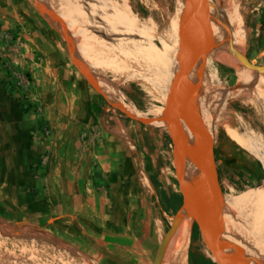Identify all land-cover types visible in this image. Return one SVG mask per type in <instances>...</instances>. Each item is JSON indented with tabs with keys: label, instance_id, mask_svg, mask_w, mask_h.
<instances>
[{
	"label": "rangeland",
	"instance_id": "1",
	"mask_svg": "<svg viewBox=\"0 0 264 264\" xmlns=\"http://www.w3.org/2000/svg\"><path fill=\"white\" fill-rule=\"evenodd\" d=\"M73 1L79 3H76L78 11L72 8L62 10L63 5L69 6L60 0H0V68L5 76L3 83L11 87L17 96L27 98L29 105L51 122L46 129L47 137L56 131L61 132L59 153L72 159L73 166L68 173L70 170L69 177L75 183L78 194L76 216L70 221L62 220V225L56 229L44 230L34 225L0 221V264H156L161 241L150 246L137 234L115 233L111 223L113 210H109L106 216L102 210L105 207L103 192L107 185L106 177L112 170L111 150L135 145L136 135H142L135 130H143V124L153 128L163 126L166 130L164 90L141 80H130L122 72L88 59L78 52L76 46L82 41L88 52L89 48L96 46V41H100L98 48L101 42L108 39L105 45L114 47L115 53L120 55L118 60L129 61L127 63L134 70L141 71L142 62L134 58L136 54L130 48L135 35L142 31L151 37L156 54L172 58L177 38L171 19L179 0H87L88 3L80 0L82 4L79 0ZM53 2L58 4L61 12L52 5ZM227 3L236 5L235 0H217L215 5L221 7ZM122 7L127 9L135 32L126 29L125 16H128L121 11ZM103 12L105 15L101 14ZM235 15L242 24L236 10ZM97 17H104V20L99 21ZM218 20L217 24L224 33V44L214 52L208 48L198 53L195 87L202 94L231 88L242 93L236 98L224 100L221 109L210 113L214 127V156L217 148L218 153L233 161L228 172L218 171L216 167L220 186L224 190L223 205L232 198L242 197L245 200V203L224 207L229 214L226 227H232L234 222L238 237L247 248H251L250 251H259V258L264 260V222H254L250 217L252 209H258V200L261 199H254L251 192L258 190V195L264 192V162L262 164L232 141L227 132L228 126H232L243 138L258 140L264 146V96L258 93L259 86L255 89L264 75L252 72L248 83L238 84L236 73L245 68L235 56L238 53L253 64L264 65V53L254 56L250 51L232 45L229 23ZM109 34L113 37L110 38ZM223 62L231 66L232 72L228 76H221L216 70L217 65H223ZM97 75L114 84L115 88L105 89L98 82ZM129 83H134L135 87H130ZM165 84L160 82L158 85L165 88ZM102 152L108 153L109 160L105 164L101 159ZM239 153H244L247 161L249 158L254 162L259 173L255 181H242L235 185L243 163L237 159ZM166 161L163 160V163L166 164ZM171 168L172 171L162 168L163 182L166 176L172 181L171 172L175 179L172 157ZM243 170L247 172L246 168ZM67 179L66 185L69 184ZM175 185L177 188L176 182ZM179 209L167 213L170 224ZM189 219L188 227L192 234L194 224ZM170 224L166 226L162 239ZM255 225L263 235L254 231ZM175 236L176 233L165 246L160 264H164L166 259L169 263ZM239 238L231 232V246L243 251ZM186 256L189 264L188 250Z\"/></svg>",
	"mask_w": 264,
	"mask_h": 264
},
{
	"label": "crops",
	"instance_id": "2",
	"mask_svg": "<svg viewBox=\"0 0 264 264\" xmlns=\"http://www.w3.org/2000/svg\"><path fill=\"white\" fill-rule=\"evenodd\" d=\"M213 1L216 4L217 0ZM235 1V7L232 3L219 7L224 21L244 42L240 49L248 50L254 56L264 53V0ZM235 10L243 27L236 19ZM223 66L228 68L223 76L230 75L231 66L226 62ZM4 78L0 68V221L34 225L44 230L56 229L62 225V220L70 221L77 213V189L69 177L70 170L68 173L73 166L72 159L59 153L61 132L56 131L47 137L46 129L51 122L41 116L40 111L28 107L29 100L17 96L3 83ZM143 125V130H135L142 132V135H136L135 145L110 152L112 170L106 177L102 214L106 216L109 210H113L111 223L115 233L137 234L145 243L155 246L170 224L160 201V192L179 191L173 172L169 174L172 181L168 176L164 182L162 180L163 167L172 171L171 142L165 128ZM215 156L222 157L216 163L218 171L226 172L229 159L218 153L217 148ZM243 156L244 153L237 156L243 163L235 185L259 177L254 162ZM188 157H183L186 167ZM101 159L105 164L109 160L108 153H104ZM163 160L169 161V165ZM245 168L247 172L243 170ZM67 177L68 185L65 182ZM191 235L187 250L193 255L194 262L214 263L203 248L199 235L195 245L191 243Z\"/></svg>",
	"mask_w": 264,
	"mask_h": 264
},
{
	"label": "water",
	"instance_id": "3",
	"mask_svg": "<svg viewBox=\"0 0 264 264\" xmlns=\"http://www.w3.org/2000/svg\"><path fill=\"white\" fill-rule=\"evenodd\" d=\"M216 9L213 0H183L164 88L166 131L182 206L159 244L156 264L177 232L185 206L202 245L215 264H264V260L228 242L220 210L223 193L214 156V127L205 117L195 89L199 66L196 48L214 33L218 22ZM235 56L243 68L264 75V65L253 64L238 53ZM185 155L190 156L192 169L184 165Z\"/></svg>",
	"mask_w": 264,
	"mask_h": 264
},
{
	"label": "bare ground",
	"instance_id": "4",
	"mask_svg": "<svg viewBox=\"0 0 264 264\" xmlns=\"http://www.w3.org/2000/svg\"><path fill=\"white\" fill-rule=\"evenodd\" d=\"M117 1H115V2H117ZM60 2H64L65 4H67L69 6V7H66L65 5H63L62 8H61L62 10H67L68 8H72L75 11H78L79 10V8L77 6V4H79V3L74 2L73 0H60ZM86 3H88V1ZM81 4H82V2H81ZM52 5H54L59 10V12L62 11L58 7V4L57 3L53 2ZM126 5H127V3H126ZM80 6H81V8L83 7L82 5H80ZM122 6H123V4H122ZM182 6H183V0H179L177 9H176V11H175V13H174V15H173V17L171 19V26L173 27V30H174L175 34L177 32V27H178V24H179V20L181 18ZM86 10H88V8ZM96 11H99V10H96ZM121 11H123L124 15H127L128 16V11H127V9L125 7H122V10ZM82 12H83V10H82ZM119 12L120 11H118V14H119ZM51 13H52V11H51ZM101 14L105 15L104 12L101 13ZM86 15H87V13H86ZM216 15L218 16V19H221V21H224L223 13H222V11L220 10L219 7H217V9H216ZM82 16H83V14H82ZM84 16H85V14H84ZM105 17H107V16H105ZM101 18L103 19L104 17H101ZM117 18H119V17H117ZM130 18H131V16H130ZM102 19H99V21H103L104 20V19L103 20ZM125 19H126V23H127V26H126L127 28L126 29H129V30H132V31L135 32V25H134L133 21H130L129 16L128 17L125 16ZM113 21H115V19ZM218 22H219V20H218ZM123 27L125 28V26H123ZM74 28H73V30H74ZM87 32H89V31H87ZM76 33L77 32H75V34ZM84 33H85V31H84ZM89 34H91V33H89ZM73 36H74V34H73ZM79 36L80 35L78 33V37ZM109 36H110V34H109ZM89 37H91V36H89ZM112 37L113 36H110V38H112ZM135 37H136V39H134L132 41L131 48L130 49L133 51V53L136 54V57H134V58L139 59L142 62L141 63V67H142L141 68V71L140 70L139 71L134 70L133 67L130 66L127 63L129 61L122 62V61L118 60V58H119L120 55L118 56L115 53L114 47L113 46L112 47L111 46H108L109 44L107 46L105 45V42H107L108 39L105 42L103 40H101L103 42H101V44H100V46L98 48H96V47H97V44L100 43V41H99V43H97V41H96L95 42V45L96 46H94L92 44L94 46V48H93V46H92V49L88 47L90 49V51H88V52H87V49H85L84 46L82 45V41H80L81 42V45H78L77 44L76 49L78 50V52L80 51L82 53V55H84L88 59H92V60L101 62V63H103V64H105V65H107V66H109L111 68H114V69L122 72L130 80H141V81H144V82L150 84L151 86H153L155 88H160V89H163L164 90V88L161 87L158 84L160 82L161 83H166L167 82L172 58H165V57H162V56L156 54L155 53V49H154L156 46L151 42V37L149 35H147V34H144L142 31L138 35H135ZM95 38H96V36H95ZM231 39H232V45L236 46L237 48H242L243 47L244 42L241 41V39H239V37L237 35H235V33H233L232 31H231ZM128 40H130V39L128 38ZM223 44H224V33H223V30L220 28V25L217 24L214 33L207 39V41L204 44L201 43V44H199L197 46L196 53H198V52L203 53V51H205L208 48H210V50L212 52H214L216 49L222 47ZM110 45H112V44H110ZM116 49H117V47H116ZM129 60H131V59H129ZM96 77L98 79V82H100L101 84H103L105 86L104 87L105 89H113V88H115L114 84H111V83L107 82L105 79L99 77L98 75ZM251 79H252V71H250V70L240 69L236 73V81H237L238 84H246ZM263 79H264V77H261L259 79L260 84L258 82L257 85H256V87H255V89L259 86V92L258 93H260V94H262L264 96V82H262ZM106 86H108V87H106ZM195 89H196L198 101L200 103V106L202 108V111H203V113H204V115H205V117L207 118L208 121H210V113L216 112V111H218L219 109H221L223 107L224 100L236 98V97L240 96V94H242L239 90H237L235 88H231V89H220V91H218V92H210V91H208L205 94H202L198 90V88L195 87ZM200 94H202V95H200ZM262 95H260V97ZM255 98H256V96H255ZM258 100L261 101L259 97H258ZM163 101H165V98H163ZM263 119H264V117H263ZM227 132H228V135L230 136V138L232 140H234L237 144L240 145V147H242L243 149H245L246 151H248L250 154H252L255 158H257L263 164V162H264V146H263V144L261 145L258 140L255 141V140H253V139H251L249 137H248V139L243 138L242 135L235 128H233L232 126H228ZM261 143H263V142H261ZM187 168L188 169H192V160H191L190 156L188 157ZM225 204L220 207V210H221V213H222V219H223V222H224V227H225L227 239H228V242L231 245V229H232V227H231V225H230V227L229 226L226 227L228 215H227V213L225 211V208H224ZM189 217L190 216H189L188 211H187V208L185 206L184 207V214L182 216L181 224H180V226H179V228H178V230L176 232L175 240H174V242L172 244V247H171V252L173 251V261L171 263H169V264H187L186 251H187L188 242L190 241L189 240V237H190V227H188L189 220H190ZM251 220H253L254 222L261 221L262 220L264 222V202L260 206V208L257 210V213L255 214V216H253L251 218ZM253 221H251V222L253 224H256ZM259 224H260V222H259ZM257 226H258V222H257ZM257 226L255 225V227H254V231H256V232L260 229L259 228L257 230L256 229ZM262 231H264V230L262 229ZM258 232H260V231H258ZM260 233H262V235H263V232H260ZM256 237H258V236H256ZM262 237L264 239V236H262ZM260 238H261V236H260ZM255 239H257V238H255ZM251 240L253 241V236H252V239ZM262 243H264V242H262ZM257 244H258V242H257ZM255 245H253L254 248H255ZM259 245H261V244H259ZM260 248H262V247H260ZM263 248H264V245H263ZM250 249L247 248V246L243 242V251L248 252L250 254H253L255 257L259 258V256L261 255L260 252L257 251V250L256 251H253V250L250 251ZM259 259H261V258H259ZM164 264H167V259L164 261Z\"/></svg>",
	"mask_w": 264,
	"mask_h": 264
},
{
	"label": "trees",
	"instance_id": "5",
	"mask_svg": "<svg viewBox=\"0 0 264 264\" xmlns=\"http://www.w3.org/2000/svg\"><path fill=\"white\" fill-rule=\"evenodd\" d=\"M217 70H218V72H219V74L221 75V76H223V74L228 70V68H226L225 66H223V65H217ZM129 86L130 87H132V88H134L135 87V84L134 83H129ZM28 107H30V108H32L29 104H28ZM236 109V108H235ZM237 110V109H236ZM217 161H218V158L215 156V162L217 163ZM185 164V163H184ZM227 164H228V166L226 167V172H228V171H230V169H231V166H232V164H231V161L230 160H228L227 161ZM220 174V173H219ZM255 188V187H254ZM221 189H222V193L224 194V190H223V188L221 187ZM258 190H255V191H252L251 192V194H252V196H253V198L254 199H260V200H258V209L260 208V206L263 204V202H264V192L262 193V194H260V195H258L256 192H257ZM160 201H161V203H162V205H163V208H164V210L165 211H167V213H173L175 210H177V209H179L180 207H181V205H182V198H181V195H180V193L179 192H170L169 194H167V193H165L164 191H161L160 192ZM245 203V200L242 198V197H240V198H232V199H229L227 202H226V204H225V208H227L230 204H232V203H237V204H239V203ZM257 208L256 209H252V214L250 215V217L252 218L253 216H255V214L257 213V210H258ZM226 213H227V215L229 216V214H228V212L226 211ZM168 228V227H167ZM237 226H235V224H234V222H233V224H232V229H231V232L237 237V238H239L238 237V235L236 234L237 233ZM198 232H197V229H196V227H195V225H194V227H193V230H192V235H191V243H192V245H195V242H196V240H197V237H198ZM240 239V238H239ZM240 241H241V247H242V245H243V241L240 239ZM203 248H204V246H203ZM205 249V248H204ZM189 255V260H190V262H189V264H196L195 262H194V260H193V255L191 254V253H189L188 254ZM173 261V252H171V254H170V261H169V263H171ZM158 264H160V262L158 263ZM212 264H215V263H212Z\"/></svg>",
	"mask_w": 264,
	"mask_h": 264
},
{
	"label": "flooded vegetation",
	"instance_id": "6",
	"mask_svg": "<svg viewBox=\"0 0 264 264\" xmlns=\"http://www.w3.org/2000/svg\"><path fill=\"white\" fill-rule=\"evenodd\" d=\"M177 184V183H176Z\"/></svg>",
	"mask_w": 264,
	"mask_h": 264
}]
</instances>
